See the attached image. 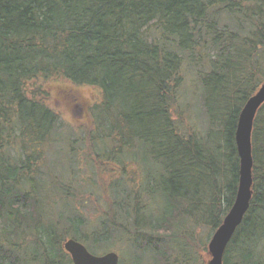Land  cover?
<instances>
[{
	"label": "trees",
	"instance_id": "16d2710c",
	"mask_svg": "<svg viewBox=\"0 0 264 264\" xmlns=\"http://www.w3.org/2000/svg\"><path fill=\"white\" fill-rule=\"evenodd\" d=\"M59 80L86 120L77 138L31 90ZM263 83L264 0H0V264H72L70 239L152 251L180 231L183 254L160 263L206 264L237 195L238 119ZM83 88L98 92L88 108ZM252 158L223 264H264V105Z\"/></svg>",
	"mask_w": 264,
	"mask_h": 264
},
{
	"label": "water",
	"instance_id": "95a60500",
	"mask_svg": "<svg viewBox=\"0 0 264 264\" xmlns=\"http://www.w3.org/2000/svg\"><path fill=\"white\" fill-rule=\"evenodd\" d=\"M263 105L264 83L247 101L238 119L235 133L239 157L237 195L221 226L211 237L208 244L209 260L206 264H223L225 252L249 210L253 186L252 131L255 118ZM63 248L70 256L72 264H119L116 253L95 256L83 244L72 239L66 240Z\"/></svg>",
	"mask_w": 264,
	"mask_h": 264
},
{
	"label": "rangeland",
	"instance_id": "374dc122",
	"mask_svg": "<svg viewBox=\"0 0 264 264\" xmlns=\"http://www.w3.org/2000/svg\"><path fill=\"white\" fill-rule=\"evenodd\" d=\"M39 88V90H43L42 87L45 89L46 92L49 93V98H48V104L49 106L55 110V113L57 114V116L60 119V123L63 125L61 126V133L67 132L65 134H72L74 137L77 138V135L79 133V131H83L84 124L86 123V120L84 119V115H82L81 118H79L75 111L77 110L76 108L73 109V107L71 108L70 105L66 104L64 101L60 100L58 98V90H60L61 88H74L73 86H71L69 83L65 82V81H54L53 83H51V86L48 84H40V83H36L31 90L34 91V87ZM53 88L55 89L54 94L52 93ZM76 90V88H74ZM78 90V89H77ZM82 91H80V93L83 95V102L80 104L81 106H85L83 108H88L86 106V99L91 102V104H94L97 100L96 94H98L97 90H93V89H88V88H83L81 89ZM57 94V95H56ZM61 102V104H60ZM188 103H192L193 107H195L196 102H192V101H188ZM75 104V103H73ZM77 105L79 104V102L76 103ZM194 111V108L192 109ZM76 131V132H74ZM64 134V135H65ZM79 136V135H78ZM74 139V138H72ZM54 159L57 158V156L54 154L53 157ZM85 155L79 154V160L81 162V167L85 166ZM63 161L66 163L65 158L63 155H61L59 157V170L57 169V172L54 171L52 165L53 162H51V164L49 163L48 165V169L49 172L51 174L52 177H55L56 173H59L60 169H61V165L64 167L63 165ZM65 169H67V163L65 165ZM129 172V171H128ZM96 183L99 182V178L95 177ZM42 184V181H41ZM43 188L46 189L49 184L48 183H43ZM92 203L88 204L85 206V211L89 214H91L90 217L95 218L96 213L94 212V210L96 209V200L94 198H92L91 196H87ZM95 207V208H94ZM94 208V210H93ZM86 216H88L89 214L84 213ZM176 237H179L180 240H178L177 244H170L168 241L161 243L158 247V249H153L152 251H145L144 249L146 248L145 242H143L142 248L141 250L139 249H134L133 246H129V244L127 242H124L122 240H115L113 239L111 242V245L109 247H107L106 249H102L101 251H98L96 254L94 255H103L105 253H109V252H114L119 256V264H162L160 263V260L162 258V255L167 256V255H171L172 257V261L176 258H178V256H180L181 254H183V231H180L176 234ZM145 239V238H144ZM146 240V239H145ZM168 246H173L174 249H170L168 248ZM180 246H182L180 248ZM168 248V249H167ZM200 248V247H198ZM200 250V249H199ZM166 261V260H165ZM208 261V260H207Z\"/></svg>",
	"mask_w": 264,
	"mask_h": 264
}]
</instances>
